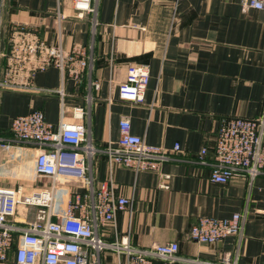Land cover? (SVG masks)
I'll return each mask as SVG.
<instances>
[{
	"label": "crops",
	"instance_id": "0c3cea01",
	"mask_svg": "<svg viewBox=\"0 0 264 264\" xmlns=\"http://www.w3.org/2000/svg\"><path fill=\"white\" fill-rule=\"evenodd\" d=\"M73 1L9 0L8 23L27 25L46 46H61L66 53L82 50L87 65L76 82L54 65L7 70V58H1L0 80L14 88L0 91V186L22 188L28 195L52 183L36 174V145L1 146L13 137L15 117L41 110L57 129L62 115L74 123L73 111L82 108L79 122L97 149L88 161L95 190L107 177L103 150L118 143L120 121L129 119L134 135L171 152L173 160L162 166L170 176L169 189L160 188L156 173L116 165L115 193L132 200L131 210L118 213L115 229L100 227L98 234L105 240L115 233L129 235L143 249L177 242L184 259L218 264L232 255L238 264H264V175L254 180L235 176L227 184L210 180L223 119L264 115V11L243 13L240 0H93L96 12L78 18ZM9 49L6 36L0 51L8 54ZM132 64L150 69L140 105L119 94ZM60 90L64 97L55 93ZM176 143L181 148L172 152ZM204 147L207 164H199ZM56 189L58 211L74 192L88 195L87 206L92 201L83 181ZM36 212L19 205L12 223L26 227ZM235 213L244 218L240 242L236 237L214 245L190 239L189 229L200 217ZM101 264H114L112 255L103 254Z\"/></svg>",
	"mask_w": 264,
	"mask_h": 264
},
{
	"label": "built area",
	"instance_id": "2783aa9c",
	"mask_svg": "<svg viewBox=\"0 0 264 264\" xmlns=\"http://www.w3.org/2000/svg\"><path fill=\"white\" fill-rule=\"evenodd\" d=\"M92 1H73L78 18L96 12ZM240 6L243 13L264 11V0H240ZM8 7L9 0H0V47L4 37L8 36L10 41L9 53L0 51V61L2 57L7 58V70H35L54 65L62 74L67 73L79 82L87 65L84 52L73 49L66 53L61 46L49 47L39 43L27 25L8 23ZM149 82L147 65H128L126 78L119 86L120 98L143 104ZM0 88L14 86L7 80H0ZM55 93L64 97L62 90ZM84 114L82 108L75 109L74 123L65 121L62 115L57 129L46 120L41 110L12 120L13 137L1 146L8 149L13 144L36 145L40 149L35 161L36 174L52 183L50 187L28 195L22 188L0 186V264H101L102 255L107 253L112 255L114 264H216L180 257L177 242L143 249L135 247L129 235L120 237L115 233L113 240H105L98 234L100 227L115 229L118 213L131 210L132 200L116 196L114 167L156 173L161 180L160 188L169 189L170 176L162 172V166L173 157L168 149L149 145L142 137L134 135L130 120L123 119L119 125L118 143L103 150L108 172L95 190L88 161L97 149L87 139L84 124L79 122ZM180 148L176 143L172 152ZM208 153L206 147L201 150L199 164H207ZM213 158L210 180L214 183L227 184L235 176L254 180L264 175V115L256 119H223ZM81 181L91 191V203L87 206L88 195L74 192L72 198H67L64 208L58 211L57 184L74 187ZM19 205L37 208L35 220L26 227L12 223ZM243 230L244 218L240 213L229 218L204 216L190 227L189 237L194 242L212 245L228 237H236L240 242ZM218 264L238 263L229 255Z\"/></svg>",
	"mask_w": 264,
	"mask_h": 264
},
{
	"label": "water",
	"instance_id": "95a60500",
	"mask_svg": "<svg viewBox=\"0 0 264 264\" xmlns=\"http://www.w3.org/2000/svg\"><path fill=\"white\" fill-rule=\"evenodd\" d=\"M0 91H10V90H8V89H0Z\"/></svg>",
	"mask_w": 264,
	"mask_h": 264
}]
</instances>
